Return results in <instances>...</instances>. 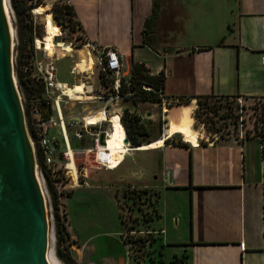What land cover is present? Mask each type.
<instances>
[{
	"label": "crops",
	"instance_id": "1",
	"mask_svg": "<svg viewBox=\"0 0 264 264\" xmlns=\"http://www.w3.org/2000/svg\"><path fill=\"white\" fill-rule=\"evenodd\" d=\"M54 1L71 7L78 27L75 36L81 34L97 47H113L127 66L132 61L142 63L150 75L162 72L161 95L168 106L181 104L176 98L187 99L183 104H189L186 110L198 143L179 135L164 136L167 116L161 114V131L150 141L162 136L163 145L145 151L151 156L157 153L159 181L130 183L155 191L152 223L161 264H168L173 256L181 257L184 264H264V162L258 139L249 136L238 141L236 130L208 140L192 120L195 99L200 97L257 99L264 110V70L259 65L264 52V0H156L155 48L142 40L153 0H51L48 6ZM57 57L71 60L68 72L76 81L69 87L96 85L93 70L91 76L88 71L82 76L70 73L81 59L86 67L90 57L91 67L92 52L72 48L53 61ZM53 61L44 63L51 64L54 78ZM119 184L115 181L112 229L86 231L67 221V198L82 189H103L101 185L84 180L70 186V195L64 196L65 227L78 264H131L121 236ZM79 224L82 228L89 222L81 219ZM239 240L243 249L238 247Z\"/></svg>",
	"mask_w": 264,
	"mask_h": 264
},
{
	"label": "rangeland",
	"instance_id": "2",
	"mask_svg": "<svg viewBox=\"0 0 264 264\" xmlns=\"http://www.w3.org/2000/svg\"><path fill=\"white\" fill-rule=\"evenodd\" d=\"M51 0H41V13L35 15L32 13V9L28 11L26 15L17 17L10 6L9 0H6L7 6L9 7V16L13 32V46H12V68L13 77L19 93L21 94V86L18 81V69L20 70L21 63L18 61L20 53L27 50L29 42L32 39H41L48 35V26L51 27L50 36L54 43V48L58 51L45 52L44 62L48 59L52 60L56 55L65 53V51H59L58 43L69 45L73 43L75 32L69 28L66 23L63 28H60L58 24L52 19L50 12V6L48 4ZM227 1V0H218ZM44 5H47L46 9ZM46 9V10H45ZM30 22L31 29H29L28 23ZM31 38V39H30ZM38 45V42L36 41ZM70 46V45H69ZM41 52H37V57ZM42 54V53H41ZM74 59V56H72ZM44 62L41 63V71L43 72L45 66ZM32 58L28 57L25 65H30V73H35ZM71 60L69 58H56L53 61L54 66V80L57 82H64L67 86L76 81V77L69 74V67ZM23 68H21V71ZM94 77H95V69ZM85 85L89 83H84ZM207 106L198 105L195 103L192 120L194 128L198 129L200 125L201 129L210 135H219L225 137L231 131H236L238 125V114L237 106L239 105L235 99H221V98H207L205 100ZM255 99H242L243 107H245L244 127L250 126V107L253 105ZM178 103V102H176ZM154 104V105H153ZM158 103H152L147 100L134 101H121L115 106H111L108 109L107 114H111V109H114L117 113L122 112L126 109L128 113L136 114L139 116V123H141L146 129V135L142 138L144 141H150L154 137L158 136L162 127V115L160 113ZM174 103H169L172 105ZM157 105V106H156ZM84 106V110L82 109ZM60 108L62 116L66 118L71 116V120L79 121V117L85 115L87 112L98 110L100 105L95 104L93 101L77 102L74 100H66L61 97ZM197 109V110H196ZM113 110V111H114ZM167 120L190 118L189 114H177V113H166ZM164 121V120H163ZM57 125L48 130L49 135L55 136L60 142L59 150L55 155V166L58 169L66 164L68 172L65 174L63 187L58 189V202L57 212L58 214L63 213V198L65 195H70V186H76L82 181L86 180L88 183L94 185H101L103 189L97 188L96 190L82 189L74 192L70 197L67 198L65 208L67 210V221L70 226L73 224L75 228H79L86 231L100 230V229H112L115 227V211H116V197H115V181L122 185L117 188V200H118V211L119 218L122 227L121 236L122 239L129 245V256L131 257V264H161L160 251L156 244L155 229L156 226L152 223V219L155 215V191L149 186L145 187H131L130 183L133 181L142 182V184H153L159 181L158 173H155V166L157 160V153L151 156V152L145 151H133L130 152L123 160L122 164L113 171H106L104 167H101L95 163L98 162L94 154L93 148V136L97 130L105 132L109 130V124L102 122L99 127L87 129V133H83L80 140L74 139L69 133L70 144L73 155V165L67 164L65 160L60 157L58 158V152L62 150V143L60 136L57 132ZM159 138V137H158ZM157 138V139H158ZM89 148V149H88ZM86 149V150H85ZM35 159L37 165V173L40 179L41 186L45 195L48 221L50 225V233L53 235V242L49 241V251L55 259L62 264L65 262L57 256L55 247L56 240L54 234V207L51 199V194L47 186L46 178L43 174V169L40 165V153L34 146ZM90 150V151H89ZM89 151V152H88ZM95 160V161H94ZM130 166V168H129ZM86 177V178H85ZM85 178V179H84ZM106 187V189L104 188ZM81 213H80V212ZM84 212V216H83ZM86 220L89 222L87 227L80 228V220ZM65 223V220H64ZM81 230V231H82ZM80 231V230H79ZM54 243V244H53ZM71 256H73L74 247L70 243H66Z\"/></svg>",
	"mask_w": 264,
	"mask_h": 264
},
{
	"label": "water",
	"instance_id": "3",
	"mask_svg": "<svg viewBox=\"0 0 264 264\" xmlns=\"http://www.w3.org/2000/svg\"><path fill=\"white\" fill-rule=\"evenodd\" d=\"M0 0V264H50V225L12 68L9 7ZM126 135L124 143H127ZM103 143V134H98Z\"/></svg>",
	"mask_w": 264,
	"mask_h": 264
},
{
	"label": "built area",
	"instance_id": "4",
	"mask_svg": "<svg viewBox=\"0 0 264 264\" xmlns=\"http://www.w3.org/2000/svg\"><path fill=\"white\" fill-rule=\"evenodd\" d=\"M73 49L82 50L85 53L92 52L93 54V62L90 66L84 67L83 71H80L76 68L75 64L70 69V73L76 75H84L85 72H89L90 76L92 75V70L95 69V79L96 85H85L81 84L82 91L80 99L72 98L70 99L68 95L63 93L62 87L63 84L56 82L53 78L52 67L51 64L44 63V70L41 71V63L44 62L45 57L42 49H39V46H36L35 39L32 41V50L33 56L32 61L35 69V73H30V76L37 82L41 84L42 91L39 97L35 98H28L25 100L23 95L21 96V102L23 106L26 105L27 109V117H25V123L31 129L27 127V131L29 136L33 142V145L36 146V149L40 153V165L43 169V174L46 180L49 181L50 185L57 191L63 185L65 174L69 173L67 169H65L66 164L61 167L62 169H58L55 166V155L57 150H59L60 142L55 136H51L48 133V130L55 125H57V132L60 136V140L62 143V150L58 152V158L62 159L68 158L67 156V148H68V136L67 133L71 130V136L76 139H80L82 134L85 132L87 133V129L93 128L95 126L99 127L101 123H97L95 126L85 125L83 117L85 115L92 114L94 112L103 111L107 116L108 109L111 106L117 105L119 102L128 101L126 100L127 93L122 92V89H126L129 86V79H128V66L127 63L121 58L115 51V49L111 46H103L97 47L95 45L87 43L83 36L77 34L74 37L73 43H69ZM37 52H41L37 57ZM81 61V60H80ZM260 68L264 70V52L262 54V58L259 62ZM24 71L26 70L25 67L23 68ZM73 87V86H71ZM147 89V88H146ZM61 97L66 98V100H74L77 102H94L97 105H100L98 110L87 112L85 115L79 117V121L71 120V116L66 118L62 116L60 102ZM236 102H238L237 114H238V125H237V139L238 141L245 139L249 136H255L258 139L259 146L262 150H264V110L262 102L255 99L256 101L253 102V105L250 107L251 118H250V126L244 127V117L243 113L245 107H243L242 99L240 97L234 98ZM42 100L44 104L41 108L38 107V102ZM26 102V104H24ZM160 113L163 114V111L168 106V101L164 97H160L158 103ZM49 109L50 113L47 118L43 117L42 110ZM84 106H82L81 110ZM111 112L113 109L110 110ZM119 113L118 117L120 119ZM122 124V123H121ZM200 127H203L200 125ZM100 130H97L93 136V148L96 147L98 143V134ZM204 133V136L210 140L214 136L217 135H210L209 133ZM95 161V160H94ZM95 163L101 167L103 165L99 164L95 161ZM58 193V192H57ZM238 247L243 249L244 243L242 240H239Z\"/></svg>",
	"mask_w": 264,
	"mask_h": 264
},
{
	"label": "trees",
	"instance_id": "5",
	"mask_svg": "<svg viewBox=\"0 0 264 264\" xmlns=\"http://www.w3.org/2000/svg\"><path fill=\"white\" fill-rule=\"evenodd\" d=\"M10 6L13 9L15 15L20 17L22 15H26L30 9H33L34 6L40 5L41 0H9ZM156 8V0L152 2V9L151 14L147 17L144 21L143 29H142V40L143 43L148 45L151 48H155V34H154V14ZM52 19L55 21L56 24L63 28L67 23L69 28L73 29L74 32L77 31L78 27L75 23L73 18L72 9L69 5L65 3L55 2L50 7V12ZM29 29H31L30 22L28 23ZM31 39V38H30ZM32 41L29 42V46L27 50L23 53H20L18 57V61L21 63L20 70L17 71L18 81L21 86V94L23 98L27 100L28 98H35L39 97L42 91L41 84L35 81L30 76V65H25L27 63L28 57L30 59L33 56L32 50ZM25 67L21 71V68ZM128 79H129V86L126 89H122V92L127 93L126 100L134 101L135 99L138 100H147L152 103H159L160 97L162 92L163 86V74L159 72L156 75H150L147 69L144 67L142 63L132 62L130 61L128 66ZM147 88V89H146ZM207 98L210 97H200L195 99V103L198 105L207 106V102L205 101ZM175 102L181 104H174L168 106L165 110L168 113H177V114H189V110H186V107H189V104H183V102H187L185 98H176ZM26 104V102L24 103ZM44 104L42 100L38 102V107ZM197 110V109H196ZM50 111L49 109L42 110V114L44 118H47ZM24 114L27 117V109L26 105L24 106ZM190 115V114H189ZM120 121H122L123 128L125 130V135L127 140L129 141L131 146H138L142 143H147L149 141H144L143 136L146 135L145 127L139 123V116L136 114L128 113L126 109L122 110L120 114ZM27 127L29 132H31L30 127ZM198 143V140H196ZM261 155L263 157L264 162V150H262ZM47 186L49 188L51 199L53 202V215H54V234L56 240V247L55 251L58 257H60L65 264H78L73 256H71L68 248L66 247V243L70 244L72 240H69L68 232L65 227V214L64 212L58 214L57 212V202H58V194L56 190L50 185L49 181L46 180ZM263 221H264V186H263ZM264 232V228H263ZM128 248L129 245L127 244ZM168 264H184L181 257L173 256L169 261Z\"/></svg>",
	"mask_w": 264,
	"mask_h": 264
},
{
	"label": "bare ground",
	"instance_id": "6",
	"mask_svg": "<svg viewBox=\"0 0 264 264\" xmlns=\"http://www.w3.org/2000/svg\"><path fill=\"white\" fill-rule=\"evenodd\" d=\"M4 8L5 11L7 12L6 0L4 1ZM41 11L42 10L40 6H34V8L32 9V13L35 15L40 14ZM10 31L11 34L13 35L12 27H10ZM50 31H51V27L48 26V35L42 37L41 39L35 40V44L36 41L38 42V45L36 44V46H39V49L40 50L42 49V51L46 53L51 52L52 50L58 51L57 48H54L55 45L51 40ZM58 46H59V51L61 50L65 52H70L72 50L71 46L65 45L63 43H58ZM85 63L86 60L81 59V61L76 64V68H78L80 71H83L85 67ZM90 63H91V59L90 57H88L87 66H89ZM62 90L63 93L65 95H68L70 99L81 98L80 97L81 95L78 94H81L82 86L79 84H74L73 87L63 86ZM163 113L166 114L167 112L164 110ZM83 120L85 125H89V126H95L97 123H102V122L109 124V130L105 132H101L103 134V143L97 144L94 149V154L96 156L98 163L103 165L104 168L109 171L115 170L117 168V164H120L122 160L131 151H147L150 149H159L162 147L163 142L165 140V138L160 136L151 144H141L138 146H131L129 141H127V143H124L123 141L125 140V130L121 124L122 121H120L118 114L115 110L112 111V113L109 114L108 116L103 111L94 112L92 114L85 115L83 117ZM163 135L164 136L166 135L168 137L172 135L175 136L179 135L181 136L182 140L186 142L189 141L191 143H193L194 141L196 142L197 140V136H196L197 133L192 128V122L190 118L167 120L166 123L164 124ZM67 155L69 156L70 159L67 160V164L69 163L73 165L72 148L69 146V143L67 148ZM65 167H66L65 169L68 170V167L67 166ZM52 238L53 235L52 236L50 235V242H53ZM47 259L50 264H62L57 259H55L50 252H47Z\"/></svg>",
	"mask_w": 264,
	"mask_h": 264
},
{
	"label": "flooded vegetation",
	"instance_id": "7",
	"mask_svg": "<svg viewBox=\"0 0 264 264\" xmlns=\"http://www.w3.org/2000/svg\"><path fill=\"white\" fill-rule=\"evenodd\" d=\"M120 164H117V167L119 166Z\"/></svg>",
	"mask_w": 264,
	"mask_h": 264
}]
</instances>
